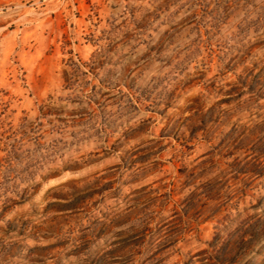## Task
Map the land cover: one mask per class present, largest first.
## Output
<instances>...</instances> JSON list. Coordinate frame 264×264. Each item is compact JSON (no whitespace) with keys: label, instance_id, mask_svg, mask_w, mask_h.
Wrapping results in <instances>:
<instances>
[{"label":"rangeland","instance_id":"1","mask_svg":"<svg viewBox=\"0 0 264 264\" xmlns=\"http://www.w3.org/2000/svg\"><path fill=\"white\" fill-rule=\"evenodd\" d=\"M0 264H264V0H0Z\"/></svg>","mask_w":264,"mask_h":264}]
</instances>
